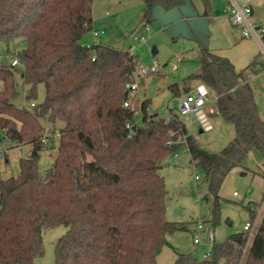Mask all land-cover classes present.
<instances>
[{"label": "trees", "instance_id": "16d2710c", "mask_svg": "<svg viewBox=\"0 0 264 264\" xmlns=\"http://www.w3.org/2000/svg\"><path fill=\"white\" fill-rule=\"evenodd\" d=\"M93 2L0 0V50L25 41L17 56L29 86L27 101L37 98L39 84L46 90L43 101L17 105V66L0 64V146L32 145L30 156L20 160L19 175L0 184V264H36L46 251L44 229L58 226L66 231L55 242L53 264H158L157 253L169 245L166 234L186 229L167 219L165 159L187 145L218 202L227 175L235 167L247 169L251 149L264 158V118L248 81V71L263 65L259 57L238 70L228 57L202 48L201 69L190 78L216 92L218 112L236 130L213 153L199 146L177 116L150 113V99L142 100L139 112L124 107L139 58L105 43L81 42L93 28ZM143 2L144 21L157 8L167 12L188 4ZM42 120L63 123L58 154L44 174L40 152L55 139L42 141ZM257 205L246 206L253 221ZM249 237L234 232L214 242L210 256L179 254L173 264H264V212Z\"/></svg>", "mask_w": 264, "mask_h": 264}, {"label": "rangeland", "instance_id": "374dc122", "mask_svg": "<svg viewBox=\"0 0 264 264\" xmlns=\"http://www.w3.org/2000/svg\"><path fill=\"white\" fill-rule=\"evenodd\" d=\"M228 3L229 0H189L192 12L188 11V6L173 8L167 12L156 9L144 21L147 9L143 0H94L93 28L83 36L81 42L106 43L137 54L139 58L137 71L141 66L148 67L156 63L158 72L145 77L138 75L140 87L137 97L133 100L134 104L146 98L150 99V113H158L161 117L177 116L186 121L199 146L218 153L236 136V130L233 123L224 119L218 112L216 92L209 88L208 101L205 105V108L213 106L217 109V114L211 117L214 129L210 131H202L197 120H194L193 125H189L188 117L181 114L180 101L195 90L197 82L196 79L190 78V75L199 72L202 66L200 57L202 46L205 45L199 44V36L195 29L202 27L198 17H205L211 13L229 18ZM142 25L144 28L138 33ZM95 30L103 33L96 36ZM244 44L243 42L233 53L238 51L244 53ZM154 46L157 48L155 54L152 53ZM25 47V41L11 46L10 49L3 46L0 50V64H11L18 57L17 52ZM257 57L264 61V51ZM174 67L177 69L174 70ZM163 70L165 74L162 73ZM23 72L24 66L19 64L15 72L19 94L14 102L19 106H33L44 100L45 85L39 84L37 98L27 101L29 86L24 81ZM257 83L254 82V85L257 86ZM262 90L261 88V92ZM261 92L258 97L260 107L264 110V94ZM42 122L44 132L50 136V140L55 139L53 146L43 148L40 152L39 170L44 174L53 165L58 154L59 135L53 136V133L63 123L58 121L52 124L46 120ZM5 142L1 143L0 148V184L3 179L19 175L20 160L29 157L32 151L30 143L16 146L11 142ZM263 163L261 153L257 149H251L244 162L247 169L235 167L227 175L218 191L217 202L216 195L210 190L205 171L195 166L187 145L171 153L163 162L161 170L167 191L166 215L170 221L184 223L186 229L166 234L170 245L163 246L157 253L158 264H173L179 254L203 257L214 242L226 241L232 233L242 231L246 222H253L256 228L264 212V176L261 175ZM253 203L258 204L253 206L257 211V218L254 221L246 207ZM199 223L203 224L206 230L214 231L213 241L204 230L196 236L194 228ZM65 231L64 226L44 229L46 251L43 257L37 259L36 264L54 263L55 242ZM249 236L250 240L253 234ZM196 238L199 239L198 243L195 242ZM219 264L224 262L221 260Z\"/></svg>", "mask_w": 264, "mask_h": 264}, {"label": "built area", "instance_id": "2783aa9c", "mask_svg": "<svg viewBox=\"0 0 264 264\" xmlns=\"http://www.w3.org/2000/svg\"><path fill=\"white\" fill-rule=\"evenodd\" d=\"M228 12H229V18L232 21V23L240 27L243 39L255 40L260 45L261 49L264 51V40H263L264 21H260L255 18L253 0H229ZM102 33L103 31L102 32H99L98 30L94 31V35L96 36ZM12 64L15 66L22 64L24 66V64L18 57L13 60ZM175 69L177 68L174 67V70ZM156 72H158L156 63L148 67L141 66L139 68V71L136 70L135 72L136 79L132 82H129L126 86L130 98L125 101L124 107L139 112L141 108V102L140 103L137 102L136 104H134V102L132 101V98L135 99L137 97L136 94L140 87L138 82V75L140 77H145L150 73H156ZM208 95H209V87L205 83L199 82L196 85L195 90L193 92L188 93L186 96H184L181 99L180 111L182 115L188 117L189 125L193 124L194 118H196L200 122L204 130L210 131L213 130L214 128L213 123L211 121V116L217 114V109L214 108L213 106L205 108V105L208 101ZM3 135H4L3 132L0 130V136ZM57 135H60L59 129H56V131L53 133V136H57ZM48 140H49V136L45 132H43L42 141L44 143H47ZM253 228L254 225L252 222H246L242 231L249 232V235L250 234L252 235ZM201 230L206 231L208 233L209 238L213 241L214 231L212 229L206 230L203 224L199 223L194 228L196 236ZM195 242L198 243L199 239L196 238ZM211 249L206 251L203 257L210 256L212 254ZM245 250L246 248H244V251Z\"/></svg>", "mask_w": 264, "mask_h": 264}, {"label": "crops", "instance_id": "0c3cea01", "mask_svg": "<svg viewBox=\"0 0 264 264\" xmlns=\"http://www.w3.org/2000/svg\"><path fill=\"white\" fill-rule=\"evenodd\" d=\"M209 5L211 6L210 3ZM186 6H188L189 9L188 11L192 12V9L189 6V0ZM253 7H254L255 18L260 21H264V0H253ZM159 11L162 10L159 9ZM198 21L200 25H202V27L200 28L195 27V29L199 36V44L205 45L202 46V48H207L215 53L230 58V60H232V62L235 64L238 70L247 68L255 60V58L259 56L260 53L263 52V50H261L260 45L255 40L243 39L240 27L232 23L230 18H228L227 16H220L218 14L216 15L210 13L205 17H198ZM243 42L245 43L243 45L245 52L243 53L238 51L237 53H233L238 47H240L243 44ZM261 62L263 63V65H259L256 68V71L254 72L250 70L248 71L249 72L248 81L255 93V97L259 107V113L261 117L264 118V110H262L260 107V102L258 97V95H261L259 94L261 92V88L264 90V61ZM196 82L198 84L200 81L196 80ZM254 82H258L257 83L258 87L254 85ZM263 90L261 92L262 94H264ZM194 120L197 119L194 118ZM197 122L199 123L198 120ZM185 124L187 128L190 129L186 121ZM203 130L204 129L202 128V131ZM189 132L190 134H192L191 129ZM176 156H178V154H176Z\"/></svg>", "mask_w": 264, "mask_h": 264}, {"label": "water", "instance_id": "95a60500", "mask_svg": "<svg viewBox=\"0 0 264 264\" xmlns=\"http://www.w3.org/2000/svg\"><path fill=\"white\" fill-rule=\"evenodd\" d=\"M143 28H144V25H142L140 27V29L138 30V33L141 32L143 30ZM156 52H157V48H156V46H154L152 49V53L155 54ZM162 73L165 74V71L163 70Z\"/></svg>", "mask_w": 264, "mask_h": 264}]
</instances>
